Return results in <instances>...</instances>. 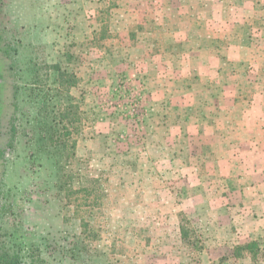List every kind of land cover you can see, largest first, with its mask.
<instances>
[{"label": "rangeland", "instance_id": "374dc122", "mask_svg": "<svg viewBox=\"0 0 264 264\" xmlns=\"http://www.w3.org/2000/svg\"><path fill=\"white\" fill-rule=\"evenodd\" d=\"M0 94V254L264 264V0H0Z\"/></svg>", "mask_w": 264, "mask_h": 264}, {"label": "trees", "instance_id": "16d2710c", "mask_svg": "<svg viewBox=\"0 0 264 264\" xmlns=\"http://www.w3.org/2000/svg\"><path fill=\"white\" fill-rule=\"evenodd\" d=\"M52 69H54V70L59 72V77L60 78H62V77L66 78L65 84H67L69 88L75 86V82H74L75 78H74L73 75H68V74L64 75V74L60 73L59 69H57L55 67H53ZM1 101H2V98H1V94H0V107H1ZM72 108L73 107L71 106L70 110ZM69 114H72V111ZM61 116H62V122L67 120L66 116L63 113L61 114ZM51 132L53 134V131H51ZM48 136H49L48 137L49 140L52 143L56 144V143L59 142V138H55V135H51L50 136V134H48ZM60 137L70 139L71 138V133L60 135ZM75 146H76V142L72 146V148L75 149L76 148ZM73 155H74V153H73ZM255 246H256V244H249L248 246H245V248H241V249H249V250H251ZM31 260H34V258L31 257ZM42 263H43L42 260H39L37 262H35V261H31V262L26 261V262H24L23 258L18 253L17 254H10V252L8 250H6L4 253L0 254V264H42Z\"/></svg>", "mask_w": 264, "mask_h": 264}]
</instances>
